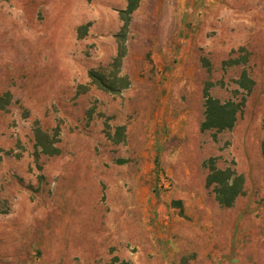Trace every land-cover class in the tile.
Instances as JSON below:
<instances>
[{
  "label": "rangeland",
  "instance_id": "1",
  "mask_svg": "<svg viewBox=\"0 0 264 264\" xmlns=\"http://www.w3.org/2000/svg\"><path fill=\"white\" fill-rule=\"evenodd\" d=\"M127 4L0 0V264H264V0Z\"/></svg>",
  "mask_w": 264,
  "mask_h": 264
},
{
  "label": "trees",
  "instance_id": "2",
  "mask_svg": "<svg viewBox=\"0 0 264 264\" xmlns=\"http://www.w3.org/2000/svg\"><path fill=\"white\" fill-rule=\"evenodd\" d=\"M138 2H139V0H128L127 8L125 11L122 12V14L124 15L123 19L125 21L124 30L127 29L129 15L136 9ZM91 77L94 80H98L97 76H94L93 74H91ZM243 80L248 81L249 87L253 86V81L248 80L246 75H243ZM238 85L240 88L242 87V89H243L242 84L238 83ZM246 89H247V91H250V88H249V90H248V87ZM236 115H237V110H236V106H234V104L221 105L215 99L208 97L207 102H206V117H207V119H206V122L203 124V127H204V129H210V128H215V129H219V130L230 129L233 127V125L236 121ZM217 174H220V173L217 170L213 169L210 176H209L208 183H215V182L217 183V181H215ZM230 188H231L230 189L231 199H234L236 197V195L239 193V190H237V191L234 190L233 185H231Z\"/></svg>",
  "mask_w": 264,
  "mask_h": 264
}]
</instances>
